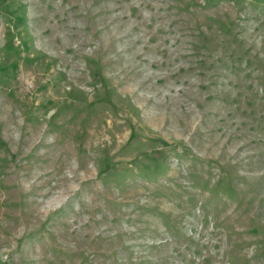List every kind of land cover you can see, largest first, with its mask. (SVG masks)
<instances>
[{"label":"rangeland","instance_id":"rangeland-1","mask_svg":"<svg viewBox=\"0 0 264 264\" xmlns=\"http://www.w3.org/2000/svg\"><path fill=\"white\" fill-rule=\"evenodd\" d=\"M0 264H264V0H0Z\"/></svg>","mask_w":264,"mask_h":264}]
</instances>
